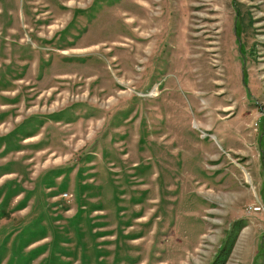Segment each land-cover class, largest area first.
Returning <instances> with one entry per match:
<instances>
[{"label": "rangeland", "instance_id": "1", "mask_svg": "<svg viewBox=\"0 0 264 264\" xmlns=\"http://www.w3.org/2000/svg\"><path fill=\"white\" fill-rule=\"evenodd\" d=\"M264 264V0H0V264Z\"/></svg>", "mask_w": 264, "mask_h": 264}, {"label": "trees", "instance_id": "2", "mask_svg": "<svg viewBox=\"0 0 264 264\" xmlns=\"http://www.w3.org/2000/svg\"><path fill=\"white\" fill-rule=\"evenodd\" d=\"M211 264H222V262L219 261V256H216V258L211 262Z\"/></svg>", "mask_w": 264, "mask_h": 264}]
</instances>
